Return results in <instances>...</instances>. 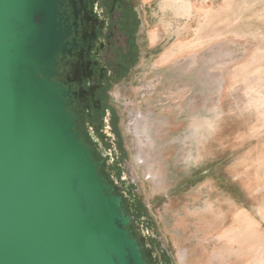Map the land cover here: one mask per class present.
<instances>
[{
	"label": "rangeland",
	"instance_id": "374dc122",
	"mask_svg": "<svg viewBox=\"0 0 264 264\" xmlns=\"http://www.w3.org/2000/svg\"><path fill=\"white\" fill-rule=\"evenodd\" d=\"M135 8L139 59L95 137L136 236L153 264H264V0Z\"/></svg>",
	"mask_w": 264,
	"mask_h": 264
},
{
	"label": "water",
	"instance_id": "95a60500",
	"mask_svg": "<svg viewBox=\"0 0 264 264\" xmlns=\"http://www.w3.org/2000/svg\"><path fill=\"white\" fill-rule=\"evenodd\" d=\"M62 5L0 0V264H153L76 128L80 92L56 81Z\"/></svg>",
	"mask_w": 264,
	"mask_h": 264
},
{
	"label": "flooded vegetation",
	"instance_id": "af4514ba",
	"mask_svg": "<svg viewBox=\"0 0 264 264\" xmlns=\"http://www.w3.org/2000/svg\"><path fill=\"white\" fill-rule=\"evenodd\" d=\"M73 1L74 9L70 0H63L60 9L64 12L69 34L67 51L58 56L56 81L71 92H80L81 98L71 106L72 112L77 114L76 128L86 142L89 141L87 146L92 148L93 159L104 162L99 169L101 176L119 190L113 168L118 175L120 168L117 162L110 164L108 156L101 154L103 149L95 135L101 131L110 90L139 59L135 46L140 16L135 8L136 0ZM67 78L71 82H67ZM132 217L131 229L137 235L135 225L138 222Z\"/></svg>",
	"mask_w": 264,
	"mask_h": 264
},
{
	"label": "built area",
	"instance_id": "2783aa9c",
	"mask_svg": "<svg viewBox=\"0 0 264 264\" xmlns=\"http://www.w3.org/2000/svg\"><path fill=\"white\" fill-rule=\"evenodd\" d=\"M209 1V0H208Z\"/></svg>",
	"mask_w": 264,
	"mask_h": 264
}]
</instances>
